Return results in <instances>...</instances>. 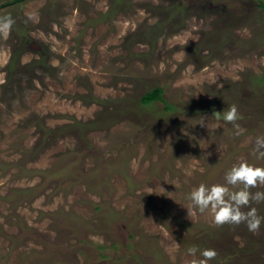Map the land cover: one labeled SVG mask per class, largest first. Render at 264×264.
<instances>
[{"label": "rangeland", "instance_id": "obj_1", "mask_svg": "<svg viewBox=\"0 0 264 264\" xmlns=\"http://www.w3.org/2000/svg\"><path fill=\"white\" fill-rule=\"evenodd\" d=\"M5 16L0 264H264V224L187 199L264 167V0H0ZM157 87L174 110L141 103ZM232 105L239 129L217 114Z\"/></svg>", "mask_w": 264, "mask_h": 264}, {"label": "clouds", "instance_id": "obj_2", "mask_svg": "<svg viewBox=\"0 0 264 264\" xmlns=\"http://www.w3.org/2000/svg\"><path fill=\"white\" fill-rule=\"evenodd\" d=\"M15 21L11 16L0 17V31H10ZM223 119L239 129L240 114L235 105L227 111L217 112ZM205 126V122L199 123ZM254 152L257 159H264V135L257 136ZM264 185V167H257L248 162H241L231 167L224 176V183L199 185L187 195L192 206L200 213L210 211L217 226L245 224L250 232H257L264 224V216L258 214L253 203H264V192H252L251 189ZM247 209V211L245 210ZM199 248H188V255L195 256ZM204 259L201 264H208L215 258L216 252L212 249L202 252Z\"/></svg>", "mask_w": 264, "mask_h": 264}, {"label": "trees", "instance_id": "obj_3", "mask_svg": "<svg viewBox=\"0 0 264 264\" xmlns=\"http://www.w3.org/2000/svg\"><path fill=\"white\" fill-rule=\"evenodd\" d=\"M24 0H15V2H22ZM141 103L144 104V105H149V104H153V103H157V102H162V103H165L166 101L164 100V89L163 88H160V87H157V88H154L148 92H146L142 97H141ZM166 110L168 111H172L174 110V106L171 105V104H168L166 102ZM198 109L200 110V107H198ZM198 109L196 108V111H198ZM207 109V108H206ZM209 110H211L213 113H216L217 110H212L211 107H209ZM218 114V113H217ZM222 116V115H221ZM254 250H257V249H254ZM251 250H249L250 252ZM248 254H246L247 256L250 255V254H253V252H250ZM243 255L246 256L243 252ZM245 261V260H244Z\"/></svg>", "mask_w": 264, "mask_h": 264}]
</instances>
